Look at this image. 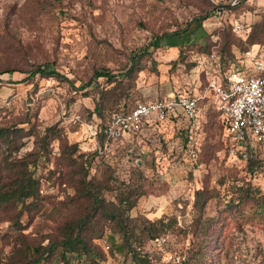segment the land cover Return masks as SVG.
<instances>
[{
    "label": "rangeland",
    "instance_id": "374dc122",
    "mask_svg": "<svg viewBox=\"0 0 264 264\" xmlns=\"http://www.w3.org/2000/svg\"><path fill=\"white\" fill-rule=\"evenodd\" d=\"M258 2L0 0V128L35 132L16 137L15 151L0 136V191L11 188L9 160L30 150L24 160L36 158L39 179L34 198L0 200V264H264V222L225 210L235 181L251 179L264 191V162L251 176L229 153L204 86L211 73L241 67L251 40L264 43ZM234 21L249 24L253 35H238ZM177 29L189 38L181 46L153 44ZM38 64L62 76L31 73ZM100 66L114 81L100 76L84 86ZM198 91L209 99L191 123L100 134L114 112L128 111L120 108ZM86 185L104 205L89 216ZM198 189L200 199L210 195L203 208L195 204ZM81 217L88 253L64 258L59 247H44Z\"/></svg>",
    "mask_w": 264,
    "mask_h": 264
},
{
    "label": "trees",
    "instance_id": "16d2710c",
    "mask_svg": "<svg viewBox=\"0 0 264 264\" xmlns=\"http://www.w3.org/2000/svg\"><path fill=\"white\" fill-rule=\"evenodd\" d=\"M207 16H208V14H205L202 16V18L204 19ZM235 22L236 21H234L232 23V28H233V24ZM241 24H242L241 30L238 32L235 31L236 33H238V35L245 34V33H247L246 34L247 36L253 35L252 33L247 32L249 30V24H243V23H241ZM187 35L188 34L186 33V31L184 29H177V30H172L169 32H164L162 35L157 37L156 40H154L153 44L155 46H159L161 44V41L163 40V43H165L168 46H181L182 43L189 40ZM250 43H252V46H250L246 50L251 49V50L256 51L258 53L264 48V43H255L254 40H251ZM254 45H256V46H254ZM133 59H134V57H133ZM216 59H218V58H216ZM219 62L220 61H218V63ZM136 65L137 64L133 63L127 69V72H130L133 69H135ZM243 66H244V61L242 59L241 67H237V68H242ZM228 68H230V67H228ZM228 68H226L225 70L220 69L219 72H217V73L223 75V73ZM30 72L31 73L39 72L42 75H53L55 77H61L62 76V74L59 71H57L55 68L46 69L42 64L36 65V67L33 68ZM214 73H216V72H214ZM100 76L106 77L108 82H112L115 79L114 75L110 72V70L105 69V67L100 66V67L94 68L92 78L89 79L88 82H86V84H83V85L86 86V85L92 84V82H93L92 79L94 77L98 78ZM204 86H207V80H206ZM210 94H211L212 100L216 101V103H217V100H216L214 93L212 91H210ZM205 99H209V96L207 93L203 98L198 100L197 114L201 110L200 102L204 101ZM100 104L101 103L98 102L94 108V111L98 115H101L100 114L101 110H100V106H99ZM135 104L128 105L126 108H120V110H123V111L130 110L134 107ZM117 109H119V108H117ZM114 110H112V111H114ZM218 111L220 112L219 109H218ZM220 116H221V120H222V124H223L224 134H225V137L227 138V134H226V130H225V122H224V119L221 115V112H220ZM172 119H176V120H178V122H182L183 120H187L189 123H191L192 119H195V117H189L186 114H184V112L182 111L181 108H177L175 112L168 114L166 118H164L163 120H159V121L160 122H163V121L167 122V121L172 120ZM102 127H104V126L103 125L101 126L100 134L103 133ZM23 131H26V132H23ZM23 133H26V134H23ZM34 134H35V132H32L29 128L27 130H25L22 126H10V127H1L0 128V136L1 137L5 136L6 137L5 139H8L9 142H10V140L13 141L12 146H11L12 147L11 151L18 150L21 146L20 144L15 143L14 139L16 137L23 136V135H34ZM227 140H228V144L226 147H228V151H229L230 142H229L228 138H227ZM245 150L247 152L246 157L242 156V153L240 152L239 149L236 150L235 154H231V155H233L237 158H240L241 160L246 162L247 169L252 176L254 174L255 169L258 167V165L261 164V160L257 154V151L255 149H253L251 146L246 145ZM32 154H33V151L30 150V151L26 152L22 157L16 156V158L9 160V162H8L9 170L12 173V177H13L12 179L13 180L11 182V188H9L7 190L0 191V200L23 203V202H26V200H28V199L34 198L38 194V192H39V179L32 175V172L36 169V166L31 168V165L32 164L35 165L37 160H36V158L24 160V158H26ZM5 160L7 161V159H5ZM86 182H88V181H86ZM86 187H87L86 192H83V195H88L92 199L93 204H94L92 206L91 210L88 211L87 216H89L90 213L97 211V209L100 205L101 206H104V205L102 204L103 198L99 197L98 193L93 192L92 189L88 185H86ZM230 187H231V190H230V194H229L228 198L226 199L225 210L230 212L234 218H237V220L238 219L243 220V218L245 217L246 219H249V220H259V221L264 222V191L262 190V188L258 184L255 185L251 179H247L245 181L242 180L241 183L238 181L237 182L235 181ZM195 193L197 195V198L195 200V204H198L199 208H203L207 199L210 197V195H204L202 197V199H200V196L202 194H205L204 190L198 189V190H196ZM133 205H134V202H129L128 208L132 207ZM128 208L126 210H128ZM113 213L114 212H112V215H113ZM115 215H114V217H115ZM85 220H86L85 218L81 217V218H78L76 220L67 221L65 223V228L62 231L60 238H58L57 240H54L49 245H46L44 247H49L50 250L52 248L59 247L60 248V255L64 258H66L69 253L78 254V253H81L82 251L88 253L90 251V247L88 246L87 239L82 234L83 225H84ZM121 226L124 227L122 223H121ZM156 236H157V234H152L151 237H156ZM37 250H39V249L37 248Z\"/></svg>",
    "mask_w": 264,
    "mask_h": 264
},
{
    "label": "built area",
    "instance_id": "2783aa9c",
    "mask_svg": "<svg viewBox=\"0 0 264 264\" xmlns=\"http://www.w3.org/2000/svg\"><path fill=\"white\" fill-rule=\"evenodd\" d=\"M242 24L236 21L234 31H240ZM213 55V54H212ZM249 64L242 68H228L223 75L211 73L207 76V86L216 97V107L225 122L229 139V153L240 150L246 157V145L257 151L264 162V48L260 52L245 51ZM204 92H178L173 96L138 101L127 112H114L112 118L102 128L108 137L121 132L137 131L146 124L163 120L168 114L181 108L189 117L197 115L198 100Z\"/></svg>",
    "mask_w": 264,
    "mask_h": 264
},
{
    "label": "crops",
    "instance_id": "0c3cea01",
    "mask_svg": "<svg viewBox=\"0 0 264 264\" xmlns=\"http://www.w3.org/2000/svg\"><path fill=\"white\" fill-rule=\"evenodd\" d=\"M258 3H261V5L264 6V0H259ZM246 63L249 64V61L245 58V59H244V65H245Z\"/></svg>",
    "mask_w": 264,
    "mask_h": 264
}]
</instances>
